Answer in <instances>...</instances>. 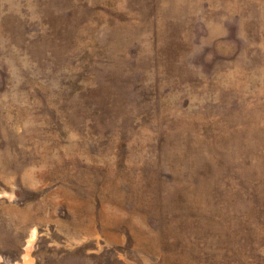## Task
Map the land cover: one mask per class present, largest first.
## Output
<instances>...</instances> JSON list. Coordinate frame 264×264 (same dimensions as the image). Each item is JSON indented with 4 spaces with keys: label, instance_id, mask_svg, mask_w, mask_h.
Returning a JSON list of instances; mask_svg holds the SVG:
<instances>
[{
    "label": "rangeland",
    "instance_id": "1",
    "mask_svg": "<svg viewBox=\"0 0 264 264\" xmlns=\"http://www.w3.org/2000/svg\"><path fill=\"white\" fill-rule=\"evenodd\" d=\"M0 264H264V0H0Z\"/></svg>",
    "mask_w": 264,
    "mask_h": 264
}]
</instances>
